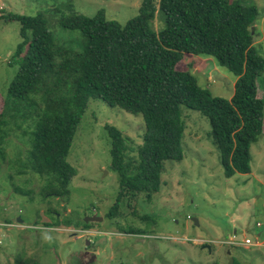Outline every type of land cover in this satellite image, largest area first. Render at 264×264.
I'll return each mask as SVG.
<instances>
[{"label":"trees","instance_id":"trees-1","mask_svg":"<svg viewBox=\"0 0 264 264\" xmlns=\"http://www.w3.org/2000/svg\"><path fill=\"white\" fill-rule=\"evenodd\" d=\"M54 10L61 27L79 32L80 48L57 42L44 12L0 13V18L20 22L22 38L15 52L21 65L0 111V169L11 162L7 147L12 136L21 140L31 136L29 152H18L16 172L40 174L46 196H68L78 174L68 160L72 142L91 98H99L141 114L146 124L141 144L120 128L106 125L111 167L119 182L116 201L107 213L114 224L123 215L122 200L157 194L165 183L166 162L183 159L182 105L209 119L227 177L252 172L251 148L264 133V97L259 96L264 56L256 42L254 25L261 12L256 3L143 0L139 14L125 23L108 18L104 9L93 16L72 6L67 12ZM155 19L156 23L162 19L163 26L156 28ZM191 54L211 56L234 75L230 98L214 95L182 65L185 55ZM132 213L138 215L135 209ZM71 222L64 219L67 226ZM61 223L55 213L52 225ZM75 224L90 226L85 220ZM118 227L146 233L130 225Z\"/></svg>","mask_w":264,"mask_h":264},{"label":"rangeland","instance_id":"rangeland-1","mask_svg":"<svg viewBox=\"0 0 264 264\" xmlns=\"http://www.w3.org/2000/svg\"><path fill=\"white\" fill-rule=\"evenodd\" d=\"M142 1L0 0V13L44 12L56 41L78 49L79 32L61 27L54 9L67 12L72 6L88 16L104 9L108 18L125 23L139 14ZM248 1L261 10L254 28L264 56V0ZM155 24L160 28L164 22L155 19ZM20 28L18 20L0 18V111L21 65V58L15 56L22 40ZM184 62L214 95H233L234 75L213 57L185 55ZM261 83L259 96L264 97V73ZM181 108L186 122L183 159L166 162L165 183L157 194L121 201L119 224L107 216L119 182L111 167L106 125L120 128L141 144L146 130L141 114L91 98L68 156L78 174L71 181L70 194L62 198L42 192L44 178L37 172H16L18 152L27 154L32 141L31 136L22 140L12 136L7 147L11 162L0 169V264H264V133L251 148L252 172L227 177L212 142L209 119L187 106ZM134 209L138 215L133 216ZM55 213L62 222L59 226L52 225ZM94 216L103 219L89 220L87 228L75 224ZM68 218L69 226L64 223ZM118 225L146 233L129 234ZM246 238L256 244L244 243ZM92 252L96 256L91 257Z\"/></svg>","mask_w":264,"mask_h":264},{"label":"built area","instance_id":"built-area-1","mask_svg":"<svg viewBox=\"0 0 264 264\" xmlns=\"http://www.w3.org/2000/svg\"><path fill=\"white\" fill-rule=\"evenodd\" d=\"M230 243H235L234 240H230ZM244 243L246 244H256V242L254 243L250 238H246Z\"/></svg>","mask_w":264,"mask_h":264},{"label":"water","instance_id":"water-1","mask_svg":"<svg viewBox=\"0 0 264 264\" xmlns=\"http://www.w3.org/2000/svg\"><path fill=\"white\" fill-rule=\"evenodd\" d=\"M103 217H99V216H94V217H91V218H88L86 221L88 222L89 220H102ZM197 221V219H196ZM209 248H210V245H207Z\"/></svg>","mask_w":264,"mask_h":264},{"label":"flooded vegetation","instance_id":"flooded-vegetation-1","mask_svg":"<svg viewBox=\"0 0 264 264\" xmlns=\"http://www.w3.org/2000/svg\"><path fill=\"white\" fill-rule=\"evenodd\" d=\"M129 234H135V233H129ZM86 252L85 253H87L89 250H87V248H86V250H85ZM91 257L93 256H96V254L94 253V252H92V254L90 255Z\"/></svg>","mask_w":264,"mask_h":264}]
</instances>
